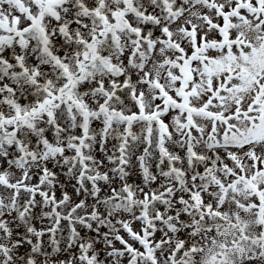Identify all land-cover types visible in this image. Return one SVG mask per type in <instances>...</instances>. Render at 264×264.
<instances>
[{"label": "snow or ice", "instance_id": "obj_1", "mask_svg": "<svg viewBox=\"0 0 264 264\" xmlns=\"http://www.w3.org/2000/svg\"><path fill=\"white\" fill-rule=\"evenodd\" d=\"M0 264H264V0H0Z\"/></svg>", "mask_w": 264, "mask_h": 264}]
</instances>
